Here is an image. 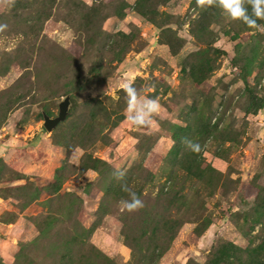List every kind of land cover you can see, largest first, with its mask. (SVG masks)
I'll use <instances>...</instances> for the list:
<instances>
[{"label":"rangeland","instance_id":"rangeland-1","mask_svg":"<svg viewBox=\"0 0 264 264\" xmlns=\"http://www.w3.org/2000/svg\"><path fill=\"white\" fill-rule=\"evenodd\" d=\"M258 24L207 0H0V264H264ZM128 81L159 100L147 128Z\"/></svg>","mask_w":264,"mask_h":264},{"label":"clouds","instance_id":"clouds-1","mask_svg":"<svg viewBox=\"0 0 264 264\" xmlns=\"http://www.w3.org/2000/svg\"><path fill=\"white\" fill-rule=\"evenodd\" d=\"M209 5L216 4L227 14L230 21H240L251 29H261L258 20H264V0H248L251 5V12L245 6V0H207ZM6 27L0 25V28ZM128 100L127 119L133 127L147 128L152 122L154 116L160 111L161 105L158 98L141 97L137 88L132 81L125 82L121 85ZM186 147L193 153L201 150L199 143L188 140L185 142ZM118 179H123L125 172L121 169L116 170ZM123 190L128 192V199L121 200L124 211L129 213L138 211L144 207L143 201L139 196L131 191L127 186Z\"/></svg>","mask_w":264,"mask_h":264},{"label":"trees","instance_id":"trees-1","mask_svg":"<svg viewBox=\"0 0 264 264\" xmlns=\"http://www.w3.org/2000/svg\"><path fill=\"white\" fill-rule=\"evenodd\" d=\"M161 27H163V26H161ZM189 159V158H192V160H191V162H194L196 165H197V168H198V171H196L197 173L196 174H190V172H191V168L190 169H188L187 170V173H189L190 174V176H192V177H195V178H198L199 180H202L203 179V175H204V173H206V172H210V173H215V171L213 170V169H208V170H201V167H200V164L197 162V161H194V159L196 158V157H193L192 155H189V153H186V157H185V159ZM214 180H215V178H214ZM119 193L121 194V189L119 190ZM166 195H167V197H165V199L167 198V205L169 206V205H172V204H174L175 202H182V204L184 203V204H186L185 206L187 207L188 206V203H185V201H184V199H185V197H183V196H181L182 195V191H180V192H176L175 191V187H174V190L172 191V193L170 192V193H166ZM189 208V207H188ZM168 225H170V222H165V224H164V228H166ZM182 225V223H178V225H177V223L174 225V227H173V229L174 228H178V227H180ZM171 226V225H170ZM161 228H163V227H159V226H155L154 227V229H156L155 231H158V229H161ZM164 230V229H163ZM206 230V227L204 228V230L203 231H200V232H198V233H202V232H204ZM155 231L153 232V234H154V236H155ZM173 236V237H172ZM171 236V240H173L174 239V236H175V233L173 234ZM155 241L157 242L158 240H157V238L155 237ZM234 247V246H233ZM236 250V248H226V251H225V253H229V252H232V251H235Z\"/></svg>","mask_w":264,"mask_h":264},{"label":"water","instance_id":"water-1","mask_svg":"<svg viewBox=\"0 0 264 264\" xmlns=\"http://www.w3.org/2000/svg\"><path fill=\"white\" fill-rule=\"evenodd\" d=\"M67 106H68V101H65L62 103L59 107V113L58 116L54 119H51L47 116L44 117V127L47 131L52 130L55 128L60 122L64 121L66 118L67 114Z\"/></svg>","mask_w":264,"mask_h":264}]
</instances>
